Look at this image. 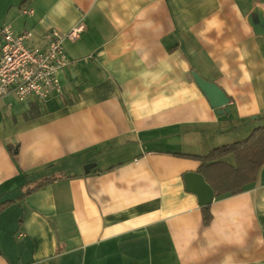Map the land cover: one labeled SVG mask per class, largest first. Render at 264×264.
Listing matches in <instances>:
<instances>
[{
	"label": "crops",
	"instance_id": "obj_1",
	"mask_svg": "<svg viewBox=\"0 0 264 264\" xmlns=\"http://www.w3.org/2000/svg\"><path fill=\"white\" fill-rule=\"evenodd\" d=\"M256 11L264 0H0V27L35 45L83 26L60 92L0 100V264H264V163L243 192L215 193L208 224L185 182L203 176L196 157L264 127Z\"/></svg>",
	"mask_w": 264,
	"mask_h": 264
},
{
	"label": "built area",
	"instance_id": "obj_2",
	"mask_svg": "<svg viewBox=\"0 0 264 264\" xmlns=\"http://www.w3.org/2000/svg\"><path fill=\"white\" fill-rule=\"evenodd\" d=\"M82 30V25L66 35L52 30L44 35L43 44L35 45L33 33L17 34L11 25L0 27V100L14 94L20 102L30 98L44 102L60 92L59 74L70 63L64 41Z\"/></svg>",
	"mask_w": 264,
	"mask_h": 264
},
{
	"label": "trees",
	"instance_id": "obj_3",
	"mask_svg": "<svg viewBox=\"0 0 264 264\" xmlns=\"http://www.w3.org/2000/svg\"><path fill=\"white\" fill-rule=\"evenodd\" d=\"M230 154L236 156L237 165L232 167L222 159ZM202 161L200 171L203 177L212 175L213 188L217 196L224 194L237 195L243 192L244 186L253 182L264 163V127L256 129L243 141L227 144L213 149L207 156L196 157ZM63 175H53L29 185L23 197L30 195L57 180L64 179ZM12 201L0 204V212L10 206ZM204 221L208 224L212 218L210 206L203 207Z\"/></svg>",
	"mask_w": 264,
	"mask_h": 264
},
{
	"label": "water",
	"instance_id": "obj_4",
	"mask_svg": "<svg viewBox=\"0 0 264 264\" xmlns=\"http://www.w3.org/2000/svg\"><path fill=\"white\" fill-rule=\"evenodd\" d=\"M257 18L251 16V26L255 30L257 36H264V15L260 11L255 13ZM193 78L199 86L213 109L218 110L220 115L229 113L230 98L226 95L222 88L216 83L210 82L202 78L198 73L193 72ZM92 166L85 167V173L90 172ZM186 189L188 192L194 193L199 197V204L203 207L210 206L215 198V192L211 186L205 181V178L199 173H188L185 175Z\"/></svg>",
	"mask_w": 264,
	"mask_h": 264
}]
</instances>
